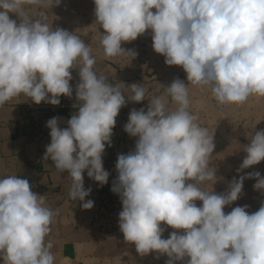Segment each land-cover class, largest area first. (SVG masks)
Returning <instances> with one entry per match:
<instances>
[{
    "label": "clouds",
    "instance_id": "obj_1",
    "mask_svg": "<svg viewBox=\"0 0 264 264\" xmlns=\"http://www.w3.org/2000/svg\"><path fill=\"white\" fill-rule=\"evenodd\" d=\"M93 2L105 58L126 53L134 59L138 53L122 44L150 31L152 48L164 56V63L182 67L187 81L210 89L219 104L264 98V0ZM59 4L0 0V106L20 95L37 105L59 106L61 96L72 97V71L78 70L77 111L66 128L59 127L57 117L47 121L51 141L44 160L51 159L59 173H68L70 199L91 209L94 202L85 198L92 189H85L83 173L87 170L89 178L107 184L102 155L105 146L112 145L116 118L128 102H142L147 89L108 83L94 71L96 60L79 35L53 29L43 22L44 13L35 20L29 15L30 6L52 9ZM187 85L176 78L166 86L165 96L149 102L147 111L133 108L129 113L124 131L138 139L134 151L118 155V175L111 188L122 203L119 230L140 256L166 255L165 264L186 257V264H264V202L251 213L248 205L224 211L240 198L245 179H256L253 189L264 191V177L259 171L239 175L226 193L213 191L222 179L209 167L214 132L209 134L189 112ZM167 97L176 105L174 110H169ZM249 139L238 174L264 161V129ZM206 181L212 182V191L201 188ZM56 215L29 180L18 175L0 178L3 264H56L53 243L46 239ZM162 224L180 231L163 238Z\"/></svg>",
    "mask_w": 264,
    "mask_h": 264
},
{
    "label": "crops",
    "instance_id": "obj_2",
    "mask_svg": "<svg viewBox=\"0 0 264 264\" xmlns=\"http://www.w3.org/2000/svg\"><path fill=\"white\" fill-rule=\"evenodd\" d=\"M43 10V7L31 8L29 15L34 20L41 19L39 14ZM12 19H16L19 23L18 18ZM51 21V18H46L43 22L50 25ZM92 56L96 60L94 71L98 75L107 77L108 83L122 82L126 86L135 83L147 89L142 102H128L121 108L116 118L111 137L112 145L111 147L106 145L102 155L103 167L109 172L107 184L101 186L89 178L87 170L83 173L85 189H92L85 202L92 200L94 206L91 209H83L81 201L71 200L68 195L71 184L68 173H59L51 159L44 160L46 146L51 141L50 129L46 126L47 121L57 117L59 127L66 128L67 121L77 111L74 105L77 104L75 88L79 82L78 70L72 71L73 79L70 81L73 88L72 97L61 96L59 106L46 102L37 105L23 95L0 106V178L18 175L19 178L29 180L32 190L44 195L47 206L58 211L51 225V233L46 238L53 243L51 251L56 257V264H64L65 261L68 264H144L146 258H156V256L152 254L142 257L124 241L123 234L119 230L122 203L119 195L113 193L111 188L118 175L115 167L118 155L134 151L138 139L124 131L130 111L133 108H144L147 111V106L153 98L166 95V86L170 85L173 79L165 75L160 76L159 79L151 77V72L145 70H155L152 66L143 65L129 58L119 57L112 61L99 55ZM156 70L159 72V68ZM123 90L125 95L130 94L127 88ZM167 100L169 110H174L176 107L174 102L170 97H167ZM195 116L198 122V115ZM206 128L211 134L209 127ZM218 161L221 164L218 165ZM229 161L222 155L220 158L213 155L211 157L209 167L215 168L216 176L222 178L213 185V191L217 194L228 191L229 182L233 177L239 178V175L256 171L264 177V161L244 169L239 174L237 173L239 165H233L230 172L225 171L223 164H232V161ZM255 183L256 179H245L240 198L231 205L225 206V213L236 206L244 205L249 206L247 210L250 213L257 211L261 202H264V191L254 190ZM200 186L205 191H212L211 181L203 182ZM196 204L201 206L202 202L196 201ZM161 227L166 229L163 237L175 231L163 224ZM137 256L143 259V262L139 261ZM167 259L168 257L165 260ZM158 260L163 261L161 256ZM186 261L187 257L183 264H186ZM0 264H3L2 260Z\"/></svg>",
    "mask_w": 264,
    "mask_h": 264
},
{
    "label": "rangeland",
    "instance_id": "obj_3",
    "mask_svg": "<svg viewBox=\"0 0 264 264\" xmlns=\"http://www.w3.org/2000/svg\"><path fill=\"white\" fill-rule=\"evenodd\" d=\"M29 6H26V8ZM35 8L37 6H30ZM94 2L93 0H60L59 6L50 8H43L40 13H44L46 18H51L50 26L55 29L57 27L74 32L84 40L91 49V55H99L105 58L103 48L100 41H95L94 36L90 31L97 28L101 30L97 24L91 25L92 17L94 16ZM10 18L16 17L15 14L10 13ZM17 18V17H16ZM39 18H41L39 14ZM127 46L140 54L145 50L148 53L149 58L157 57V53L152 48V40L150 31L144 36L138 37L135 41L130 43H123L122 47L125 50H129ZM145 53V52H144ZM126 56V57H125ZM119 57H125L132 59L128 54L117 56L113 58H105L112 61L119 59ZM163 57L162 55L159 56ZM158 58V57H157ZM137 56L132 59L137 60ZM160 76H167L173 80L179 78L184 81L188 87V99H189V112L196 115L198 112V122L201 127H209L210 133L214 132L213 143L215 145L212 155L219 158L224 156V159L232 161V164H223L225 171L230 172L234 166H240L246 153L243 151V145H247L250 142L251 135H254L256 131L264 129V98H257L255 96L249 97L248 101L244 104H219L212 96L210 89L206 87L194 86L187 81L186 73L182 67L171 66V71L167 70L160 65ZM145 69V68H144ZM149 69V68H148ZM145 70L151 72V76L156 75V68ZM158 78V77H157ZM159 79V78H158ZM172 80V81H173ZM172 83V82H171ZM195 112V113H194ZM201 123V124H200ZM233 162L235 164H233ZM223 163V162H222ZM221 164L218 161V165ZM180 231V230H175ZM170 233V232H169ZM169 233L163 238H168ZM128 247L135 250L133 244L128 243ZM159 255L158 253H151L149 255ZM166 262V255H159V257ZM184 261H177L178 264H183ZM65 264V263H64ZM68 264V263H67Z\"/></svg>",
    "mask_w": 264,
    "mask_h": 264
},
{
    "label": "built area",
    "instance_id": "obj_4",
    "mask_svg": "<svg viewBox=\"0 0 264 264\" xmlns=\"http://www.w3.org/2000/svg\"><path fill=\"white\" fill-rule=\"evenodd\" d=\"M45 15V14H44ZM95 15L92 17V21H91V25H95ZM90 33H92V35H95L94 36V40L95 41H101V38H102V36H101V33H103V29H101V30H97V28H95L94 30H92V31H90ZM129 49H131V50H133L132 48H131V46H127ZM141 51H143V52H140V54L139 55H137V60L140 62V63H142L143 65H146V66H152L153 68H158L157 66L158 65H160V66H162V67H164V68H167V70H169V71H171V66H168V65H166L165 63H164V56L163 57H159L160 55L159 54H157V57L155 56V58L156 59H154L153 57L152 58H149L148 57V53L143 49V50H141ZM145 52V53H144ZM122 56V55H121ZM126 57V56H125ZM124 57V58H125ZM151 75V74H150ZM151 77H158V78H160V75H159V72L156 70V75H154V76H151ZM162 77V76H161ZM157 78V79H158ZM140 108H138L137 110H139ZM193 114V113H192ZM196 114H198V112H196ZM194 115V114H193ZM137 259H139V261H142L143 262V259H140V257L139 256H137ZM144 264H165L163 261H161V260H158V259H156V258H154V257H148V258H146L145 259V261H144Z\"/></svg>",
    "mask_w": 264,
    "mask_h": 264
}]
</instances>
